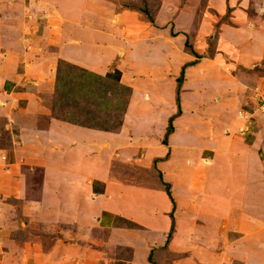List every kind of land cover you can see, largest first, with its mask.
<instances>
[{"label":"crops","instance_id":"1","mask_svg":"<svg viewBox=\"0 0 264 264\" xmlns=\"http://www.w3.org/2000/svg\"><path fill=\"white\" fill-rule=\"evenodd\" d=\"M13 1L0 0V45L2 46L0 48V90L3 88V92L0 93V113H4L3 115H6V112L10 113L8 119L15 129L14 133L12 132L15 135L12 137L13 142H18L19 147L27 152L19 158L18 148L13 145L14 162L9 164V172L6 173L2 170L5 169V162H3V150H0V227H5L7 218H11L10 208L2 198L6 195L23 197L27 189L19 172L20 165L43 164L42 180L36 191L37 195L26 200L22 210L26 214L31 212L30 215H33L31 225L37 223L45 229L46 234L51 235L50 240L47 241L50 246L43 253L46 259H63L62 254L67 256L74 250L76 254L88 252L92 257H96L94 260L88 256L89 259L84 262L79 261L80 264H109L112 259L109 260L106 255L103 256V251L108 247L120 245L127 247L132 253V258L127 261V264H150L147 261L149 250L165 244L164 234L167 235L170 226L168 214L173 206L168 195L160 187L159 181L152 180L153 182L147 184L135 180L133 176L122 179L112 171L116 162L126 164L131 168L139 166L140 162L134 159H119L117 153H112V151L128 153L125 152V147H119V143L132 142L129 153L133 150L136 152L140 145L145 147L147 162L141 164L142 168L148 166L150 161L153 163L156 160V167L161 174L164 172V176L167 174L168 179H172L170 181L174 185L171 184L170 193L174 201L172 214L174 224H177L176 232H180L178 225L182 219L190 218L191 220L192 227L188 229L189 231H185L189 234L185 236L188 240L183 243L186 247L193 242H203L204 247L215 242L220 232L227 231L225 230L227 224L222 225L220 222L227 218L237 219L238 224L231 225L235 226L234 229L241 234L239 238L246 236L255 238L257 232L261 230L260 222L264 218V118L254 120L253 114L248 111L244 112V109L251 107L244 92L239 100L246 102L245 107H242L241 102L240 107L237 108L239 100L236 101L235 97L238 95L235 92L234 94L229 93L225 96H232V99L225 105L219 104L218 108L222 110L219 115L214 111H208L202 116L199 111H193L187 104L190 102L196 105L192 99L193 93L196 95L198 93L196 84L205 80L209 83V87H213L215 80L222 81L213 69L207 68L203 72L199 66L197 68L198 62L186 66L183 83H181L180 108L182 111L172 119L173 130L167 136L165 144L163 136L172 110L169 111L170 107L166 113H163L162 104L160 106L164 99L161 96L164 90L159 83L139 90L136 87L137 78L132 77V74L138 71L137 68L141 67V63L143 67L149 61V56L151 59L157 56L156 59L161 60V57L159 58L158 54L152 50L151 45L138 43L144 50L147 49V52L143 53V56L135 57L139 61L136 63V68L131 69L125 66L123 60L122 63L115 61L117 57L120 59L126 56V46L121 47L117 37L113 39L112 46L108 47L105 45L107 42H103L105 35L102 34L105 33L97 29L96 32L84 30L85 36H72V38L68 36V32L71 31H66L64 28L55 34L50 32L52 31L50 28L39 32L35 28L23 26L17 13L13 14L12 18L9 16L4 2L13 4ZM236 3H238L236 10L240 11L241 16L235 17V20L240 23L241 29L240 27H227L226 29L229 30L224 31V35L237 36V32L242 31L245 36L247 34L255 37L257 42L255 49H252L255 52L249 53L247 52L250 50L249 46L244 43L246 48L240 49V52L245 51L247 54H240L234 64L227 59L229 66L232 64L233 67L237 64L242 71L264 56V0H237ZM67 4L76 11L74 9L72 11L67 6V9H64L65 13L80 12L81 7L78 0H70ZM75 5H78L77 9ZM128 13L126 14L131 15L133 11H128ZM235 13V10L232 11L231 16H235ZM48 35L49 38H47ZM51 35L57 36L55 45L50 44L51 41L53 42ZM98 41L102 46H99ZM48 45H52L53 48L45 49L44 47ZM68 46L73 48L67 50ZM68 53L79 54L82 57L89 55L92 61L93 59L101 61L91 64L88 60L85 62L79 57H68ZM190 56L188 53L185 54L187 59ZM58 58L99 74L112 71L117 65H122L119 69L121 71L119 80L133 89L119 131L94 129L52 117L48 122L43 120L44 122L41 121L40 125H37V114L48 115L50 110L45 107L42 98L37 97L36 94L47 95L52 91L55 70L53 65ZM152 61L156 64L155 59ZM20 62L25 64L22 65V69L16 71V66ZM200 72L202 76L197 75ZM242 75L250 76L249 73ZM148 79L142 78V80ZM256 79L260 81L263 77ZM22 81L32 82L34 85L30 89L33 91L14 90V86L22 85ZM172 81H175V78H172ZM144 85L148 84L144 83ZM189 87L193 93H190L192 91ZM226 88H230V85ZM226 88L224 86V91L227 93L234 90V88H231L232 90ZM145 97L153 99L151 105H143ZM16 103L20 105L16 106ZM167 104L171 106L173 103L170 101ZM128 116L131 117L129 124L126 123ZM139 117H142L146 125L154 122V125L161 130L157 140L153 142L150 137V139L140 138L141 136L136 135V130L131 138L122 137L121 131L134 130L131 124L141 120ZM249 118L252 119L253 125L249 124ZM249 126L252 128L248 129ZM246 128L249 131L245 130ZM31 142H36V144ZM55 142H61V146H57ZM34 147L42 150V152L38 150L39 156H36L38 152L35 153ZM166 148H170L169 156H165ZM199 151L205 152L206 156L197 157ZM39 159L47 161L46 164L39 163ZM165 177L163 180L167 178ZM52 182L55 189H50L47 185ZM179 182H185L184 187L189 196L181 194L183 197H180L176 194L175 186ZM63 193H65L66 200L61 202L58 194ZM192 195L199 198L194 203V213L193 201L190 200ZM183 212L184 215H182ZM115 215L141 225L144 231L110 227L106 240L96 238L92 233L83 236L82 232L86 225H88L87 229L95 228L102 231L104 224H108ZM200 218L202 221L199 220ZM3 234L4 244H11L8 228L3 229ZM176 236L182 239V236ZM62 239L66 242L62 243ZM176 239L174 237L169 249H175L177 244H181ZM252 240L249 239V241ZM249 241L241 240L239 245L247 246L248 243L255 242H258V245L260 242L263 244L258 238H255L254 242ZM26 242L29 243L28 254H31L37 252V245L33 244L41 240L38 236H31ZM91 243L99 245L93 248ZM21 246L15 248L19 254L22 253ZM192 247L193 250L203 251L196 244ZM253 248L252 254V252L246 253L244 247L240 246L241 261L245 264H264V247L254 245ZM198 255L195 251L190 255L191 259L197 257L201 261L195 264H214L213 261H207L209 257L203 258ZM69 257L73 258L74 255L67 256ZM98 258H101V261ZM35 264H37L36 261Z\"/></svg>","mask_w":264,"mask_h":264},{"label":"rangeland","instance_id":"2","mask_svg":"<svg viewBox=\"0 0 264 264\" xmlns=\"http://www.w3.org/2000/svg\"><path fill=\"white\" fill-rule=\"evenodd\" d=\"M68 1L70 0H14L13 4L11 3L8 4L7 2H4V5L5 8L8 9V14L11 18L13 17V14L17 13V15H19L18 17L21 19V22L23 23V26L29 28L31 27L35 28L39 32L42 30L46 31L50 28L52 29V31L50 32H52V34H55L56 32H59L60 29L64 28L66 31L67 30L71 31L68 32V36L72 38V36L74 37L85 36L86 33L84 30L96 32L97 29L98 31L105 33L102 34L105 35L103 42H107V44L105 45H108V47L112 44V42H114L113 39L117 37L120 41L119 44L121 45V47L126 46V56L120 59H118V57L117 58L115 57L116 58L115 61L118 60L117 62L122 63L123 60L125 66L131 69L134 67L136 68V63L139 61V59L135 57L143 56V53L145 54L147 52V49L144 50V48L141 45H138V43L141 42L144 45H151L150 47L153 48L152 50L155 52V54L156 53L158 54L159 58L161 57V60L160 61L157 60L156 59L157 56L153 57L156 60V64H154L152 61L154 59L153 58L151 59V57L149 56V61L146 62V64L143 67H142L143 63H141L140 65L141 67L137 68L138 71H135V74H132L133 75L132 77L137 78L136 87H138L139 90L140 89L144 90L146 89V87L151 86V84L153 86L158 83L160 84L161 88H163L164 90L163 94L161 95L164 99L160 103V106L162 104L164 110V111L162 110L163 113L164 112L166 113L167 110L170 109V107L171 109L169 111L172 110L171 111L172 114H174L175 112L174 110H177V105L175 102L176 82L172 81V78H176L177 76H179L183 63L187 62L188 60L189 61L194 60L195 63L198 62L196 67L198 68L199 66V69L200 70L203 69V72L207 68L213 69L214 72L220 77L221 79L220 81L222 82H217V80H215V85H213V87H209V83L201 79L203 80L202 83L199 82V84H196V92H198L197 95L196 93H193V90L191 89V87H189L190 91H192L190 93H193L192 99L196 103V105L192 103L190 104V102L187 104L190 108H192L193 111L194 110L199 111L200 112L199 114H202V116L205 115V112L208 111H214L216 112L217 115H219L222 112V110L218 108L219 104L225 105L227 101L232 99V96L226 97L225 95L229 93L234 94L235 92L238 95L236 96L237 98L235 97V100L237 101V99L239 100L242 93L244 92L246 99L251 104V107L248 108L247 110L244 109V112L248 111V113L253 114L252 118L254 120H256L257 118L259 119L264 118V101H262L259 104L260 99L264 97V56L262 59L258 60V62L256 61L255 64L253 63L252 66L242 69V71L237 64H236L237 66L233 65L232 67V64L229 66V62L227 60L229 59L231 63L234 64V61L236 60V58L240 57V54H247L245 53V51L244 53L240 52V49H243L245 47L243 45L244 43L248 44L249 49L251 50V51L247 50L248 53L255 52V50L252 49H255L254 46L257 44L255 37L248 36L247 34L245 36L242 34V31L237 32L236 35L238 36V38H236L237 36H234V34L224 35L223 33L224 31L229 30L226 29L227 27H240L241 29L240 23H237V21L235 20V17L238 18L241 16L240 11L236 10L238 8V5H236L238 4L236 3L237 0H78L81 7L80 12L65 13L66 11L64 9H67V6L69 7V5L67 4ZM143 6L149 9V12L153 17L152 21H148L145 18V15L142 14L141 12L139 13V11L137 10L138 8H142ZM77 7L78 5H75L76 9ZM69 8L72 9V11L74 9L72 7ZM0 9H1V3H0ZM234 10L236 11L235 16L234 15L231 16V12ZM74 11L76 10L74 9ZM128 11H133L134 15L133 14L127 15L126 13H128ZM246 11L250 13L249 10ZM206 15H208V17ZM51 37H53L54 43L51 41L50 44L55 45L57 36L51 35L50 38ZM47 38H49V35ZM186 42L190 44L192 51L189 50L187 45H185ZM98 43L99 46H102V44L99 41ZM1 47L2 46L0 45V48ZM51 47L53 48L52 45H48L45 46L44 48L51 50L52 49ZM72 48H73L72 46H68L67 50H70ZM87 52L88 51L86 49V53ZM119 52L123 54L121 51ZM187 53L191 55L190 58L188 59L185 57V54ZM68 54H67L68 57H76V58L79 57L85 62H87L88 60V63L91 64L100 63L101 61L100 59L97 61L93 59L92 61L91 59H89L91 58L89 55H85L84 57H82L81 55L79 54L77 55L75 53H68ZM24 64H25L24 62L23 63L20 62L16 66V71H18V69H22V65ZM56 64L57 61L54 62L53 65L54 69H56ZM125 66L123 65L124 70H125ZM121 67L122 65L121 66L117 65V67H115V69H113L112 71L119 70ZM13 69H15V67ZM144 69L147 70L144 71ZM245 73H249L250 76L242 75ZM124 75L126 76V73H124ZM197 75L202 76V72L198 73ZM257 77H263V80L257 81L256 79ZM142 78L143 79L149 78V79L142 80ZM144 83L148 85H144ZM33 85L34 84L32 82L25 83V81H22V85H16L14 86L15 88L14 87L13 88L14 90L17 89V90L33 91L30 89V87ZM227 85H230V88H226ZM224 86L226 89L234 88V90L231 89L232 91L227 93L224 91ZM132 89L133 88L131 87V93H132ZM2 92H3V88H1L0 90V93ZM52 92L53 89L47 95H42V94L40 95L39 93L36 95L37 97L42 98L43 102H45V100L50 97ZM179 97L181 101V88H180ZM257 99L259 100V102H256ZM152 100L153 99L151 98L149 99L145 97L143 105H147V106H149V104L151 105ZM5 101L7 100L5 99ZM170 101L173 104L171 106H168L167 103ZM237 102H238L237 108L240 107L241 102H242V107H245L246 105L245 101L239 100ZM18 105H20V103H16V106ZM45 107L48 108L47 106ZM180 107H181V102H180ZM3 114L4 113H0V138L4 140L6 139L8 140V138L10 137L9 140L11 141V142H0V150H3L2 151V154H4L3 162H5V166H4L5 169L2 170H4L7 173L9 172L8 169L9 164L14 162L13 157H14L15 149L13 145H16V147L18 148L19 158H22L27 151L21 149L19 147L18 142H13L14 138L12 139V137L15 136L13 135L15 129H13L14 125L8 119V116L10 117V113L6 112V115ZM124 114H123V118H124ZM45 115L48 116L49 118L52 117L50 111L48 115L47 114ZM38 116L39 114H37V121L39 119ZM52 118L61 120L55 117ZM130 119L131 117L128 116V118L126 119V123H128ZM139 119L141 120H137L135 121V124H131L134 130L131 129L128 130L127 132L125 130L121 131L122 137L131 138L134 135V131L136 130V135L141 136L140 138L147 137L148 139L150 137L153 140V142L157 140L158 134L159 135L161 134L160 132L161 130L154 125V122H149L146 125L143 122L142 117H139ZM43 120L44 119H41V121ZM248 120L252 122V119L249 118ZM48 121L49 119L47 120V122ZM251 128L252 127L250 126L248 127V129ZM248 129L246 128L245 130ZM25 143H29V142H25ZM31 143L36 144V142H31ZM55 143L57 144V146H61L60 145L61 142H55ZM131 143L132 142H120L119 147L121 148L125 147L124 148L125 152L129 153L132 146ZM37 144H39V142ZM143 146L140 145L138 147L139 149H137L136 152H134L133 150L129 154L118 151L117 152L112 151V153L113 154L117 153L116 155L118 156L119 159H126V158L134 159L135 161L140 162L139 166L138 165L137 166L142 168L143 165L141 164H145L147 162L146 160L147 156L144 150L145 147ZM38 150L40 149L34 147L35 153L38 152ZM40 151L42 152V150ZM166 151L167 152H165V156H169L170 148L168 149L166 148ZM39 155L40 153L38 152L36 156ZM197 155H198L197 157L199 158H201L202 156H206L205 152L203 151L202 152L199 151V154ZM260 156L262 158L261 154ZM40 162L46 164L47 161H42V159H39V163ZM199 162L197 163L199 164ZM174 163L176 162L174 161ZM193 163L191 164L193 165ZM156 164H155V168L157 169ZM43 166H44L43 164L20 165L19 172L23 178V181L26 183L27 186V189L25 190L24 193L25 195H23V197H18L16 195L15 196L6 195L5 198H2L3 201H5L10 208L11 215L9 216L11 218H7L5 227H0V264H35V261L37 262V264H71V262L72 264H74L75 262H76L75 264H80L79 261L84 262L85 260L89 259L88 256H91V253L85 252V253L76 254L73 250L69 252L67 256L73 254L74 259L72 257L67 258V256H64L63 254L61 256L63 257V259L60 258V259L51 260V259H46L44 257L43 253H45V251L43 250V245L47 244V241L50 240L51 235L46 234L45 229L41 228L39 224L34 223L33 225H31V220L33 219L32 218L33 215H30L31 212L26 214L22 210L23 203L26 200L31 199L33 195L35 196L37 195L36 191L38 190L42 180L41 173ZM153 168H152V163L150 161L148 163V166H145L142 169H139L138 172H136V175L139 174L141 176L142 174V177L147 176V177H143V180L141 179L140 182H144V183L146 182L148 184L150 182H153L152 180L157 179L158 175L155 174L156 173L155 168L154 169ZM136 169L138 170V168ZM149 169H151L154 173L150 171H146ZM163 173H162L163 178L165 176L167 177V174L164 176ZM136 179L140 180L139 178H135V180ZM166 179L167 181L172 180V179H168V177ZM157 181H159V179ZM184 183L185 182H179L175 186L176 194L180 195V197H183L182 195L189 196L187 189L184 187ZM171 184H173V182H171ZM47 185L49 186L50 189H55V187L52 186L53 182L50 185L49 184ZM194 190L193 191L196 192L195 188ZM194 192L193 194H195ZM58 196L61 202L66 200L65 193L60 195L58 194ZM198 199L199 198L196 195H192V198L190 199L193 201L192 207L195 205L194 203H196ZM194 212H195V208L193 207V213ZM184 214L185 213L183 212L182 215ZM189 219L188 218L182 219L181 222H179L178 226L180 228V232H176L177 224L176 223L174 224L175 230L172 233L168 245L166 244L167 245L166 249L162 250L164 254H162L161 261H159L160 264H171V263L195 264L201 262L197 257H194L192 259L190 258V255L191 253H193V251H195V254H199L203 256V258H205V256L209 257L210 259L208 258L207 261L208 262L213 261L214 264H245L243 263V261H241L242 252L240 250V246L244 247L246 253L252 252V254L254 250L253 248L254 245H257V247L260 245L261 247H264V218L260 222L261 224L260 232L259 233L257 232V235H255V238L260 239L263 242V244H261L260 242V244L258 245V242H255V243H248L247 246L244 244L239 245V242L241 240L249 241V239L250 240L254 239L252 241H249V242H254L255 238H252L251 236L239 238L241 234L234 229L235 226L233 227V225H231V224L237 225L238 224L237 219L233 220L232 218H227V220H223V219L220 220V222H222V225L227 224V228L225 229L227 231H225L224 233L220 232L219 237L216 238L215 242L213 243L211 242L209 243V246L207 245L206 247H204L203 242H198V243L193 242L192 244H189L190 243L189 241L188 244L191 246L188 245V247H186V245L183 244L184 242H186V240H188L187 237L185 236L186 235L189 236L187 232L189 231L188 229L192 227V225H190L191 220ZM199 220L202 221L201 218ZM203 224L208 225L204 222ZM87 227L88 225H86L85 228L83 229L82 232L83 236H87V234H91L92 229L91 228L87 229ZM4 228H8L9 240L12 241L11 244L8 243L4 244V240H3ZM127 229L138 230L140 232L144 231L143 228H127ZM186 230L188 231L185 232ZM198 234L200 233L198 232ZM42 235L45 236L42 237ZM176 235L182 236V239ZM31 236H38L41 240V242L33 244L34 246L37 245V252L36 253L32 252L31 253L32 255L28 254L29 243L26 242ZM165 237H166V233L164 234V238ZM174 237L175 239L177 238L176 240L181 242V244H177L178 248H176L177 247L176 246L175 249L173 248L174 249L173 250V249H169V247H170V243L173 242ZM64 239H62V243L66 242ZM193 244H196L199 247H201L203 251L193 250L192 249ZM96 245L98 246L99 244L91 243V246L92 247L94 246L93 248H97ZM16 246L22 247V253H20L21 255L15 251ZM49 246L50 245H48V247ZM102 247H100V249H102ZM115 247L116 245L108 247L105 249V251H103V256L106 255L109 258V260L112 259L109 264H113L115 260L114 254L118 253ZM126 253H127L126 251L119 252L118 255L115 256L123 260L124 258L122 259V257H124V254ZM153 253L155 254V252ZM19 255L20 258H18ZM187 257H189V259ZM92 258L94 260L96 259V257H92ZM98 260L101 261V258H98Z\"/></svg>","mask_w":264,"mask_h":264},{"label":"trees","instance_id":"3","mask_svg":"<svg viewBox=\"0 0 264 264\" xmlns=\"http://www.w3.org/2000/svg\"><path fill=\"white\" fill-rule=\"evenodd\" d=\"M137 10L139 13L141 12L144 14L148 21L153 20L147 7L143 6ZM185 45L191 50L189 43L186 42ZM193 63H195L194 60L183 63L179 76L175 78V102L177 110L169 117L163 138V143L165 144L167 143V136L173 130L172 119L181 112L179 93L184 78V69L186 66ZM119 77V70L99 74L65 59L58 58L54 72L53 92L50 97L45 100L44 105L49 108L52 117L81 126L117 132L120 130L123 114L127 108L131 95V87L121 83ZM38 117L37 125H40L41 119H49L46 115H39ZM9 139L10 137L8 140L0 138V142H11ZM155 161L152 163V168H155ZM136 168H138V170ZM139 169L142 168L138 166H133L131 168L126 164L118 162L114 163L112 167V171L122 179L133 176L134 178L140 179L136 180L141 181L143 177L147 176L142 177V174L141 176L139 174L136 175ZM146 171L154 173L151 169ZM155 172V174L158 175L156 180L159 179L160 187L168 195L173 207L168 214L170 226L166 235L165 244L159 246L161 247H158L159 249L157 247L155 249L154 247L149 250L147 261L150 264H160L159 261H161L162 254H164L162 250L166 249L174 230V218L172 214L174 201L170 193L171 183L167 180H163L160 170L155 168ZM104 225L102 231L93 228V230H91L92 235L96 238L106 240L110 227L143 228L141 225L119 215H115L108 224ZM43 236L45 235H42V237ZM47 247L48 244L43 245V250L46 251ZM115 248L118 253L125 251L127 253L122 257V259L124 258L123 260L116 257L115 255H118V253H115L113 264H126L127 261L132 258V253L127 247L118 245ZM153 252H155V254Z\"/></svg>","mask_w":264,"mask_h":264},{"label":"built area","instance_id":"4","mask_svg":"<svg viewBox=\"0 0 264 264\" xmlns=\"http://www.w3.org/2000/svg\"><path fill=\"white\" fill-rule=\"evenodd\" d=\"M258 99H260V98H258ZM257 99V101L256 102H259V100ZM262 101H264V97H262L261 99H260V102H259V104L262 102ZM250 123V122H249Z\"/></svg>","mask_w":264,"mask_h":264},{"label":"clouds","instance_id":"5","mask_svg":"<svg viewBox=\"0 0 264 264\" xmlns=\"http://www.w3.org/2000/svg\"><path fill=\"white\" fill-rule=\"evenodd\" d=\"M249 122H250L249 124L251 125L252 124L251 121H249Z\"/></svg>","mask_w":264,"mask_h":264}]
</instances>
